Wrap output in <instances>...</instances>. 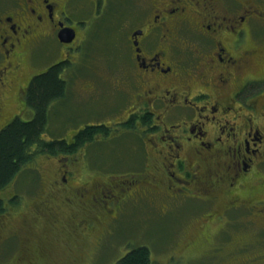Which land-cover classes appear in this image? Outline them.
<instances>
[{
  "label": "rangeland",
  "instance_id": "374dc122",
  "mask_svg": "<svg viewBox=\"0 0 264 264\" xmlns=\"http://www.w3.org/2000/svg\"><path fill=\"white\" fill-rule=\"evenodd\" d=\"M127 1L125 9L139 6L141 11L152 10L154 13V4L174 2ZM256 2L264 6V0ZM256 2L222 0L220 5L221 8L237 7L240 10L250 5L253 13L261 11ZM74 3V11H77L90 0H75ZM117 3L123 1L118 0ZM103 6L105 10L108 5ZM186 8L189 9L190 5ZM110 10L114 12V4ZM90 15L92 30L88 31L89 36L84 39L81 50L76 51L78 60H68L71 70L64 74L69 81L67 94L53 108L54 120L47 125V138L52 133L63 135L74 127L75 122V126L108 119L113 123L110 119L117 114H130L126 110L130 103L126 100L124 89L116 86V79L123 80L131 74L134 57L129 39L131 33L134 39L136 25L127 28L130 22H122L117 16L105 22L101 21L103 14L99 17L93 13ZM252 21L255 35L262 39L258 47L262 48L264 20L253 18ZM184 27L187 26L182 24L171 30L182 34L186 43L199 39L197 30L188 27L189 31ZM39 38L34 46L37 50L30 56L31 63L26 66L23 63L27 74L30 71H34L33 74L43 72L65 58L60 54L55 37ZM248 72L253 73L251 70ZM255 72L259 81L254 89H263L258 93L264 94V66ZM6 102L9 107L0 108L4 119L13 115L17 107L10 98ZM26 114L22 116L29 118ZM120 134L118 143L107 144L105 140H99L96 148L95 145H85L73 156H44L38 165V172L42 174L39 180L36 179V171L24 169L22 177L3 191L6 198L16 191L22 192L26 198L22 200L24 205L21 203L17 209L11 208L0 218H4L0 222V264H116L129 250L145 245L152 254L151 264H264V231L257 226L259 223L264 225L263 216L255 215L256 218L252 219L250 214H246L247 210L238 214L232 209V217L228 218L223 214L229 211L222 212L226 209L223 207L225 195L203 209V200L198 197H179L171 201L165 196L167 189L156 190L159 187L156 184L152 187L149 182L160 172L157 168L153 174L150 172L153 164L161 161L159 157L162 154L157 150L160 146L153 138L151 142L147 140L151 154L143 155L142 150L131 149L136 136L127 132ZM146 172L150 173L145 175ZM67 174L72 177L68 178L69 183L80 186L65 188L68 182H64L62 177ZM32 181L37 186L30 188L29 192L26 186ZM78 191L84 192L85 196L90 194L93 205L85 202L81 194L76 196ZM93 192L95 196L91 194ZM256 194L264 196V187ZM78 199L82 200L81 205H76ZM70 206L75 207L76 212L69 213L72 210ZM255 221L257 225L251 226L250 223Z\"/></svg>",
  "mask_w": 264,
  "mask_h": 264
},
{
  "label": "flooded vegetation",
  "instance_id": "af4514ba",
  "mask_svg": "<svg viewBox=\"0 0 264 264\" xmlns=\"http://www.w3.org/2000/svg\"><path fill=\"white\" fill-rule=\"evenodd\" d=\"M2 1L0 108L9 107L8 98L16 103L20 95L24 97L16 71L21 72L22 58L32 55L40 36L55 37L60 54L77 58L76 51L92 30L90 14H103L105 22L117 16L130 22L127 28L136 25L137 30L134 39L131 32L129 37L134 57L131 74L117 79L130 103L126 110L152 115L151 127L138 121V133L146 146L153 138L162 154L150 170L160 171L149 181L151 186L163 190L166 184L171 200L198 197L202 209L225 195L222 212L247 210L252 219L264 217V196L256 194L264 187V94L258 93L263 89H254L259 81L255 71L264 66V47H258L262 39L255 35L252 21L264 20L261 2L254 0L261 11L252 13L250 5L243 10L221 8L222 0H173L154 4V13L139 6L125 9L127 0H90L77 11L75 0ZM103 4L108 5L105 10ZM182 24L197 30L199 39L186 43L182 34L171 30ZM69 33L75 37L62 41L59 34L68 37ZM68 178L72 177H62L68 182L66 188L76 187L69 186ZM77 194L93 203L90 194ZM259 229L264 231V225Z\"/></svg>",
  "mask_w": 264,
  "mask_h": 264
},
{
  "label": "trees",
  "instance_id": "16d2710c",
  "mask_svg": "<svg viewBox=\"0 0 264 264\" xmlns=\"http://www.w3.org/2000/svg\"><path fill=\"white\" fill-rule=\"evenodd\" d=\"M67 58L71 60H61L56 65L49 66V70L47 69V71L40 73L33 74L34 71H30L27 74V71H24L23 68L21 72L16 71L18 75L17 83L21 86L19 93L21 92L24 96L20 95V100L16 102L15 111L18 115H8L5 119L0 115V218L6 212H10L11 208L17 209L20 207L19 204L23 202V197H25L22 192L16 191L9 198H6L2 194L3 191L10 187L13 181L22 177L24 169L36 171L38 177L36 179L39 180L42 174L38 172V165L44 156L51 158L64 155L73 156L75 153L80 152L82 148H85V145L90 147L95 145L96 148V143L99 140H105L107 144L111 142L118 143L122 132H127L137 137L134 143L131 144L132 150L137 148L140 151L142 150L143 155L148 154V148L143 138H140L137 127L139 122L151 127L153 121L150 114L139 115L130 113L128 116H121L119 113L115 118L110 119L113 123L109 122L108 119L105 121L84 122L83 125L75 126V122L74 127L69 128L63 135L52 133L51 137L47 138L45 136L46 130H48V123L54 120L53 108L55 104L66 97L67 94L69 81L65 79L64 74L71 70L69 61H73V57ZM22 59L25 66L29 64L30 60H28V57H23ZM116 86L118 89L120 88L118 82H116ZM22 112H27L26 115L31 116L29 121L20 116L19 113ZM80 127L81 129H78ZM26 178L31 179V176ZM33 182L28 183L26 186L29 192L30 188L37 186V184L33 185ZM71 184L69 186H80L77 183L73 185L71 182ZM165 187L168 188L166 184L163 189ZM156 190L158 189L156 188ZM154 193L159 194L156 191ZM165 196L171 200L168 191ZM77 204L81 205V200L78 199ZM72 211L76 212L73 208L69 213H72ZM224 215L228 218L232 217L231 211ZM18 216L20 217L19 214ZM9 218L11 219V215ZM250 224L252 225V223ZM257 226L263 227L261 223ZM151 263L152 254L149 247L145 245L136 246L129 250L116 264Z\"/></svg>",
  "mask_w": 264,
  "mask_h": 264
},
{
  "label": "water",
  "instance_id": "95a60500",
  "mask_svg": "<svg viewBox=\"0 0 264 264\" xmlns=\"http://www.w3.org/2000/svg\"><path fill=\"white\" fill-rule=\"evenodd\" d=\"M63 40H66L65 38L62 37Z\"/></svg>",
  "mask_w": 264,
  "mask_h": 264
}]
</instances>
